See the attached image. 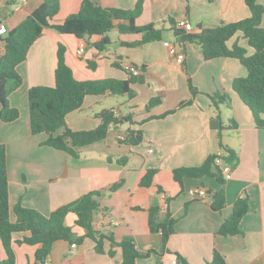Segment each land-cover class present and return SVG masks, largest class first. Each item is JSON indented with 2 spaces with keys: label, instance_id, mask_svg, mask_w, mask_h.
<instances>
[{
  "label": "crops",
  "instance_id": "1",
  "mask_svg": "<svg viewBox=\"0 0 264 264\" xmlns=\"http://www.w3.org/2000/svg\"><path fill=\"white\" fill-rule=\"evenodd\" d=\"M81 1L59 0V10L49 23H61L79 9ZM91 1L100 6L130 9L137 0ZM41 3L42 0H0V23L7 30L12 29ZM193 14L197 17L194 21ZM249 16L244 0H144L135 23L154 22L157 27L169 28V18H186L193 25L189 32L199 33L202 28L214 27L220 21L233 22ZM261 26L264 27V14ZM108 36L111 43L105 50L93 45L98 36L82 39L85 51L78 55L81 38L45 28L31 45L26 59L16 66L22 83L8 95V100L19 110V116L10 122L0 120L11 219L17 203L48 215L60 205L97 190L99 210L93 218V229L97 233L110 230L118 241H133L141 254L150 250L160 253L159 257L155 253L138 257L135 264H172V260L177 261L175 264H208L213 249L228 264H264V127L256 125L249 107L231 88L234 78L246 75V68L233 57L205 59L199 46L190 41L177 42L185 54L184 61L177 63L164 45V41H175L170 32L165 33L163 40L137 47L122 42H132L139 35L110 31ZM234 42L244 47L247 55L253 53L241 32L235 33L227 45L230 47ZM59 43L65 45L66 63L78 80L125 79L126 64L145 66L144 81L131 85L133 97L127 99L108 92L87 94L80 108L67 114V126L81 131L97 127L101 122L97 113L102 110L133 113L134 123L112 127L105 138L81 147L78 157L42 144L46 134H32L29 125L27 90L34 85L54 84ZM189 79L199 91L194 96ZM216 91L227 94L230 99V106L221 104L219 108L223 122L227 124L233 118L237 124L235 128L222 130L220 136L209 126L212 108L207 94ZM157 95L162 97V102L146 111L148 100ZM190 98H193L190 104L160 117ZM261 116L264 120V113ZM128 127L142 130L143 138L138 144L130 146L119 141L125 137ZM222 146L231 148L238 162L225 179V206L215 211L210 207L212 192H207L219 189L215 178H186L181 189L173 179L172 170L200 165L209 154L223 151ZM122 156L126 162L117 163ZM148 169L157 172L149 187H141L139 180ZM121 180L119 189L108 190ZM197 187H203L207 195L192 198L188 190ZM239 196H246L248 200V210L239 223L241 232L217 234L218 226L229 216ZM151 206H158L153 215L155 221H163L167 212L176 218L174 233L168 238L165 251L161 234L149 231L147 209ZM75 217L68 213L64 222L76 235H82L84 231L75 225ZM112 221L117 224L113 225ZM20 236V233L14 234L16 238ZM103 247V252L95 251L91 238H85L75 247L69 241L58 240L53 243L46 264H121L119 247L112 248L113 255L107 253L110 248L107 240ZM36 248V245L12 242L15 264H35ZM5 258L0 240V260Z\"/></svg>",
  "mask_w": 264,
  "mask_h": 264
},
{
  "label": "trees",
  "instance_id": "2",
  "mask_svg": "<svg viewBox=\"0 0 264 264\" xmlns=\"http://www.w3.org/2000/svg\"><path fill=\"white\" fill-rule=\"evenodd\" d=\"M14 0H9L12 2ZM144 0H137L134 7L123 9L119 7H106L93 3L91 0H82L79 9L69 14L61 23L50 24L49 20L59 10V0H42L18 25L0 35L2 49H0V120L10 122L19 116V110L11 106L8 95L19 87L22 77L16 70V66L26 59L28 51L34 41L39 38L45 28H51L64 34H72L77 38L86 39L92 36L99 38L93 43L98 50H105L111 43L108 32L116 31L120 34H134L140 37L132 42H122L131 47L141 46L144 43L165 39V33L170 32L178 43L190 41L199 46L203 57L211 59L216 57L237 58L246 68V75L232 80L231 88L251 110L257 126L264 127L262 114L264 113V27L261 26V18L264 14V0H244L250 10V16L233 21H220L211 28H202L199 33H190L176 26V20L169 18V28L157 27L154 22L137 25L135 19L142 10ZM237 32H241L247 44L253 48V53L246 54L244 47L234 42L230 47L227 41ZM66 47L59 43L56 49V67L54 70V84L34 85L27 90V107L29 113V125L32 134L45 133L44 145L62 150L72 157H78L80 148L106 137L109 130L123 123L132 124L133 113L131 111L114 113L112 110H102L97 113L100 124L89 130L75 131L67 126L66 116L69 112L80 108L87 94H103L108 92L115 96H124L127 99L134 96L131 88L134 83L144 81L143 72L145 66L139 67V74L127 72L125 79L102 78L96 80H78L74 77L71 68L65 60ZM119 66L117 62H113ZM90 65V63H88ZM189 89L192 96L198 93L189 79ZM210 99L212 115L209 119L211 130L218 135L225 128H235L237 124L233 118L225 124L221 118L220 105L230 106L229 96L219 91L207 94ZM193 98L183 100L179 104L160 117L173 113L178 108L190 104ZM162 102V97H151L145 105L148 111ZM143 138L141 129L128 127L125 137L119 139L127 145H136ZM223 162L230 168H234L238 162L235 152L222 146ZM217 153L209 154L204 161L197 166H181L172 170L173 179L181 186L186 178H203L210 176L215 178L220 185L219 189L210 194V207L220 211L225 206V192L222 169L215 161ZM126 157L117 159V163L124 164ZM156 169H148L141 176L139 185L149 187L152 184ZM122 186V180L108 187L114 191ZM161 191L162 188L158 187ZM99 191L93 190L82 194L78 198L53 209L48 215L39 211L15 204L12 211L14 219H11L8 203V176L6 164L5 145L0 144V240L6 253V258L0 260V264H15V254L12 242L16 244L36 245L34 254L35 264H46L52 245L55 241L64 240L70 243L81 244L85 238L94 241V249L103 252L104 240L109 242V255H113V247H119L122 254L121 264H135L138 257L155 253L150 250L147 254H141L131 240H116L110 230L97 233L93 229L92 222L99 203L96 196ZM248 210L246 196H239L234 201L231 213L218 226L216 233L227 236L240 233L239 223ZM148 211V227L152 233H160L163 243V251L166 250L168 238L174 233V218L167 212L163 221H155L154 213L158 206H151ZM68 213L75 214V225L83 229L82 235H76L64 220ZM20 233V237L14 234ZM180 258V257H178ZM208 264H228L224 257L213 249L211 260Z\"/></svg>",
  "mask_w": 264,
  "mask_h": 264
},
{
  "label": "built area",
  "instance_id": "3",
  "mask_svg": "<svg viewBox=\"0 0 264 264\" xmlns=\"http://www.w3.org/2000/svg\"><path fill=\"white\" fill-rule=\"evenodd\" d=\"M176 26L178 28H182L188 32L191 31L193 28V25L186 18H181V19L176 20ZM6 31H7V28H6L5 24L0 23V35L4 34ZM164 45L167 47L169 54L174 58V60L177 63H182L184 61L185 54L178 47V44L176 41H174V42L164 41ZM84 51H85V43L82 39H80L79 44H78V48H77V53H78V55H82L84 53ZM124 68L127 71H129L135 75L140 73L139 67L132 65V64H126V66H124ZM223 154H224V152H222V151L217 153L218 156L216 157L215 161L220 164V167H221L222 173H223V177H224V179H226L230 175L231 168L223 162V160H222ZM188 194L192 198H202V197H205L207 195L206 190L203 187L190 188L188 190ZM112 224L113 225L117 224V221H112ZM75 246H76L75 243H71V247H75ZM176 262H177L176 260H172V264H175Z\"/></svg>",
  "mask_w": 264,
  "mask_h": 264
},
{
  "label": "rangeland",
  "instance_id": "4",
  "mask_svg": "<svg viewBox=\"0 0 264 264\" xmlns=\"http://www.w3.org/2000/svg\"><path fill=\"white\" fill-rule=\"evenodd\" d=\"M191 18H192V20L194 21V20H196V16L193 14L192 16H191Z\"/></svg>",
  "mask_w": 264,
  "mask_h": 264
},
{
  "label": "water",
  "instance_id": "5",
  "mask_svg": "<svg viewBox=\"0 0 264 264\" xmlns=\"http://www.w3.org/2000/svg\"><path fill=\"white\" fill-rule=\"evenodd\" d=\"M200 26H201V24L198 23L197 24V27H200ZM207 192L210 194L212 191L211 190H208Z\"/></svg>",
  "mask_w": 264,
  "mask_h": 264
}]
</instances>
